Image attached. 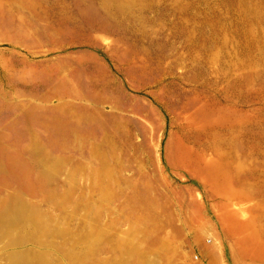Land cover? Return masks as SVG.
I'll return each instance as SVG.
<instances>
[{
  "label": "rangeland",
  "instance_id": "374dc122",
  "mask_svg": "<svg viewBox=\"0 0 264 264\" xmlns=\"http://www.w3.org/2000/svg\"><path fill=\"white\" fill-rule=\"evenodd\" d=\"M249 218L264 0H0V264H210Z\"/></svg>",
  "mask_w": 264,
  "mask_h": 264
},
{
  "label": "crops",
  "instance_id": "0c3cea01",
  "mask_svg": "<svg viewBox=\"0 0 264 264\" xmlns=\"http://www.w3.org/2000/svg\"><path fill=\"white\" fill-rule=\"evenodd\" d=\"M253 218H249V221H239L243 225V231L237 233V237L239 240V235H241V240L246 244L248 247L246 248H236L235 249V258H229L228 256L223 255L221 250L220 256H209L208 260L210 264H264V250L260 251L259 249L255 248L256 245L261 246L264 249V243H257L256 234L259 235V232L256 233L254 230L248 226L249 224L254 223ZM234 259V260H233Z\"/></svg>",
  "mask_w": 264,
  "mask_h": 264
}]
</instances>
